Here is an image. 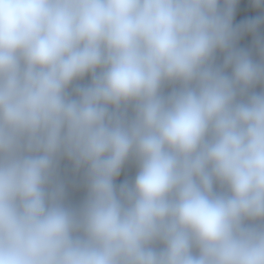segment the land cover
Wrapping results in <instances>:
<instances>
[{
    "label": "clouds",
    "instance_id": "9594fccd",
    "mask_svg": "<svg viewBox=\"0 0 264 264\" xmlns=\"http://www.w3.org/2000/svg\"><path fill=\"white\" fill-rule=\"evenodd\" d=\"M239 2L0 0V264H264V0Z\"/></svg>",
    "mask_w": 264,
    "mask_h": 264
},
{
    "label": "trees",
    "instance_id": "16d2710c",
    "mask_svg": "<svg viewBox=\"0 0 264 264\" xmlns=\"http://www.w3.org/2000/svg\"><path fill=\"white\" fill-rule=\"evenodd\" d=\"M260 10L256 9L251 3L250 0H240L234 15L233 23L234 25H239L243 21L253 18L257 15H261ZM239 47L246 48L253 51L254 58L259 59L258 55L255 53L254 49V37L251 34H245L241 37L239 41ZM222 55L218 54V62H222ZM89 79H86L82 83L89 82ZM170 88H166L165 91H170ZM257 91H261V88H257ZM62 159L60 163L63 161ZM67 160V159H65ZM70 162L69 160H67ZM138 172V164L134 158H130L128 162H126L124 168L121 171L119 177H117L115 183L117 186L124 183L125 181L131 182L134 180L136 174ZM65 184L66 187V204L71 207H79L87 196V189L84 184V173L83 170L77 172L75 174V178L73 182H67L64 179L60 178Z\"/></svg>",
    "mask_w": 264,
    "mask_h": 264
},
{
    "label": "rangeland",
    "instance_id": "374dc122",
    "mask_svg": "<svg viewBox=\"0 0 264 264\" xmlns=\"http://www.w3.org/2000/svg\"><path fill=\"white\" fill-rule=\"evenodd\" d=\"M75 174H76V170L74 169L71 162H68L67 160L64 159L61 163H59L58 177L64 179L67 182H73L75 178Z\"/></svg>",
    "mask_w": 264,
    "mask_h": 264
}]
</instances>
